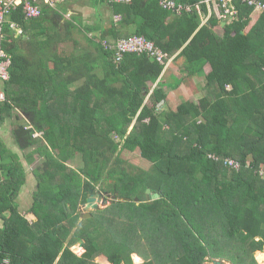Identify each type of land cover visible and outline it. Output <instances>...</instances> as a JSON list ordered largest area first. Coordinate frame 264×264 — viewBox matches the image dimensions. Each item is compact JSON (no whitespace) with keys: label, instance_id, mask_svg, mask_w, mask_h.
I'll return each instance as SVG.
<instances>
[{"label":"trees","instance_id":"obj_1","mask_svg":"<svg viewBox=\"0 0 264 264\" xmlns=\"http://www.w3.org/2000/svg\"><path fill=\"white\" fill-rule=\"evenodd\" d=\"M97 1L108 4L106 23L76 24V18L66 23L68 29L85 26L86 40L102 58L99 65L87 51L67 57L72 73L67 83L78 84L74 89L67 85L70 99L58 96L57 81L43 78L42 65L37 63L36 72L38 66L4 42L12 54L4 104L20 108L31 125L18 126L14 137L22 150L34 147L33 155L42 160L33 169L36 220L31 222L16 201L26 182L24 164L11 151L6 159L0 155V264L5 259L9 264H132V253L144 258L142 264H209L218 257L258 264L257 250L264 262V176L255 172L264 165V16L236 1L239 19L220 26L213 16L200 27L198 13L177 16L158 0ZM54 10L42 8L40 17L28 20L20 7L9 20L24 28L35 23L40 31L34 36L46 34L50 44L61 24L58 11L50 14ZM133 35L145 36L169 57L177 54L175 61L188 75H204L202 64L209 63L208 94L198 102H182L175 111L158 110L167 94L161 87L150 94L148 81L158 80L165 63L145 53H127L117 64L113 51L102 44ZM44 54L55 62L51 78L57 76L60 57L56 51ZM11 85L24 94L11 96ZM36 132L41 137H34ZM119 149H139L151 167L127 166ZM77 153L85 161L80 168L68 164ZM227 157L240 161L241 168L220 162ZM97 186L117 200L83 219L76 209ZM148 187L160 197L137 204ZM105 211L107 216H99ZM73 226V244L85 240L82 255L68 242ZM103 254L104 263L97 261Z\"/></svg>","mask_w":264,"mask_h":264},{"label":"crops","instance_id":"obj_2","mask_svg":"<svg viewBox=\"0 0 264 264\" xmlns=\"http://www.w3.org/2000/svg\"><path fill=\"white\" fill-rule=\"evenodd\" d=\"M68 0H61L56 7H51L54 11L50 12V14H54L55 11H58L61 16V22L63 23L66 21V17H70L72 13L71 9L65 6ZM72 0H70V3ZM96 5L93 8H88L87 6L83 5H74L73 7L75 11L83 12L84 14H88L92 11L98 13L99 19L104 20L107 22V16L104 17L106 14L103 12L102 7L105 6V3H99L95 0ZM50 7L47 4L43 3L42 8ZM110 15V14H109ZM110 17V16H109ZM73 18L82 19V15L73 16ZM29 20V19H28ZM109 20V19H108ZM51 22V18H48V21H45V25H49ZM67 23V22H66ZM8 24V23H6ZM20 25V24H19ZM7 26V25H6ZM220 26H224L223 22ZM20 27L23 28L24 32L22 34H18L16 31L9 29L8 26L5 27V31L7 34V43L13 44V50L17 51V53L22 54L29 58L33 62V67L37 68L38 64L41 66V72L43 73L45 79H51L53 81L58 82L59 90L58 96H66L65 89L67 85V78L72 75L71 71L67 69V62L68 59L66 56H59L58 59V75L53 76L49 74V70L52 69L55 65L54 60L50 59L49 57H45L44 51H57V49L61 48L62 41H65L63 38L61 41L58 38L55 42L48 43L47 35L42 34V39H35L33 40L35 34H37L40 29L39 27L35 26V23H28L27 28H24L22 25ZM215 30L220 33L221 28L215 27ZM5 42V41H4ZM4 45V43H3ZM64 45V44H63ZM7 50V49H6ZM8 51V50H7ZM9 52V51H8ZM10 53V52H9ZM11 54V53H10ZM12 56V54H11ZM177 54L170 57L168 63L165 65V68L158 78L156 82L148 81V84L151 86L150 94L156 87H161L165 90L167 97L164 99V108L163 111L172 110L175 111L177 107L184 101L194 100L199 101V99L208 93V89L205 88L206 78L205 74H208L211 70V66L209 63H203V71L204 75H198L199 72H196L194 75H188L187 72L184 70V65L182 62L177 63L175 61ZM42 58V60L40 59ZM41 60V61H40ZM92 60V57L91 59ZM38 63V64H37ZM199 63V62H197ZM197 64L192 65L193 70H196ZM201 67V68H202ZM39 71V66L36 72ZM100 71V70H99ZM198 71V70H196ZM200 71V70H199ZM99 76H102L100 74ZM83 79H76L73 81L81 82ZM78 85L77 83H71L69 85L70 89H74V87ZM3 86V87H2ZM6 86V85H5ZM4 85L0 84V88L2 87L5 89ZM9 94L11 96L23 95L24 92L22 89H19L17 85H11L9 87ZM150 94L147 95L145 98V103L149 102ZM61 99V98H60ZM64 99V98H63ZM62 99V101H63ZM6 101V100H5ZM5 101H0V155L4 154V159H6L7 151L16 153L22 163L24 164V168L26 171V182L22 186L19 195L16 199L18 208L22 212V214L31 222L36 220L35 215L31 212V207L34 201V192L37 189V178L33 173V169L35 166L41 162L42 157L40 154H34V147L27 148L25 151L22 150L19 145L16 143L14 137V129H16L20 125H24L25 127L29 128L31 125L29 123L28 118L23 114L20 108L14 106L12 104H4ZM64 101L61 103L59 101V106H63ZM39 133V132H38ZM41 133V132H40ZM41 137L37 136V138ZM25 154L29 155L33 161H27ZM36 179V180H34ZM5 214H8L5 212ZM4 220L2 215H0V228L3 226ZM3 264H9V260L5 259Z\"/></svg>","mask_w":264,"mask_h":264},{"label":"built area","instance_id":"obj_3","mask_svg":"<svg viewBox=\"0 0 264 264\" xmlns=\"http://www.w3.org/2000/svg\"><path fill=\"white\" fill-rule=\"evenodd\" d=\"M61 0H0V84L4 85L10 80L12 56L6 50L3 43L7 40V34L5 31L6 25L9 29L16 31L18 34L24 32L16 21L9 20V16L13 11L22 8L23 14L26 19L37 18L42 15L43 3L50 7H56ZM111 3H127L132 0H108ZM245 4L253 9L252 13H258L264 16V0H198L194 3L181 2L178 0H158L159 5L164 10L172 12L174 15L180 16L184 13H198L201 18L200 27L207 24L211 17L216 16L220 19L221 23H231L239 19L240 11L236 4ZM121 19L120 15L115 16V20ZM8 23V24H6ZM105 49L113 51V59L119 64L124 55L127 53L147 54L152 59H156L161 63H168L170 57L162 49L158 48L153 41L147 39L143 35H133L130 37H121L117 41L109 42L104 40L102 42ZM3 87V86H2ZM0 88V101H5L6 91ZM164 107V101H160L157 104V109L162 110ZM42 135V132H36L33 136L37 137ZM209 157L219 161V157L210 154ZM225 165L239 170L241 168L240 161L227 157L225 160H221ZM257 168L255 172L264 176V165Z\"/></svg>","mask_w":264,"mask_h":264},{"label":"rangeland","instance_id":"obj_4","mask_svg":"<svg viewBox=\"0 0 264 264\" xmlns=\"http://www.w3.org/2000/svg\"><path fill=\"white\" fill-rule=\"evenodd\" d=\"M106 5L105 6H103L102 7V10H103V12H105L106 14L104 15V17H108L107 18V21H108V19H110V10H109V8H108V4L107 3H105ZM76 5H83V6H87L88 8H93L95 5H96V3H95V0H72V2L70 3V0H68V2L67 3H65V6L66 7H68V9H71L72 10V12H76V14L75 13H72L71 15H70V17H66V21H64L63 23L61 22V24H60V27H59V30H58V35H57V37H56V40L59 38L60 40L59 41H61L63 38L65 39V41H62V45L60 46L61 48H59V49H57V51H56V53H57V55L58 56H70L71 54H74V53H83L84 51H87V52H90L91 54H92V56H95V59H98V62H97V64H99L100 62H102V58H101V56H100V54H99V52H98V50L92 45V44H90L87 40H86V36H85V31L83 30V28H85V26L82 28V27H73V28H70V29H68L67 28V25H66V22H67V20H71V19H73V16H76V15H82V19L80 20V21H84L85 23H86V25H90V24H95V22H96V20L97 19H99V17H97L99 14L98 13H95L94 11H92V12H90V13H88L87 15L86 14H84L83 12H78V11H75V9L73 8V7H75ZM79 19H77L76 21H75V23L77 24H79ZM91 33H93V32H91ZM90 33V34H91ZM43 35H38L37 37L36 36H34V37H32V39L33 40H35V39H42L43 37H42ZM64 44V45H63ZM155 44V43H154ZM159 48V47H158ZM99 55V56H98ZM100 65V64H99ZM68 89V88H67ZM67 92V91H66ZM208 94V93H207ZM72 96V92H68L67 93V98L68 99H70L71 98V96ZM60 101V100H59ZM63 102V101H62ZM61 102V103H62ZM106 107V106H105ZM104 107V108H105ZM108 110H111V109H108ZM106 112H107V110H105ZM100 126H102V129L104 130V131H107L106 129H105V126L106 125H103V124H100ZM132 127H133V125L132 126H130V128H129V130H131L132 129ZM181 133V132H180ZM113 135H114V133H112L111 134V137H113ZM101 138V137H100ZM115 138L116 139H118V137L117 136H115ZM180 145V148H181V151L183 150V145L182 144H179ZM125 160H127L126 162H125V164L127 165V166H131V165H134V166H136V167H138V168H140V169H149L150 167H151V162H149L147 159H145V158H143L142 156H141V154H140V150L139 149H136V150H134V151H129V150H127V149H119V152H118ZM69 165H71L72 167H74V168H80V167H83L84 165H85V161H84V157H83V155L81 154V153H77L74 157H73V159H71V160H69V163H68ZM261 167V166H260ZM133 171H135L134 169H133ZM133 171H131V172H133ZM139 170H137V171H135V172H138ZM134 173V172H133ZM34 180H36V179H34ZM149 188V187H148ZM96 189L98 190V191H100V189H99V186H97L96 187ZM155 192V191H154ZM158 193V192H157ZM160 194V193H159ZM113 196V194H110V197H112ZM117 199H116V196H115V198L114 199H110V202H111V204L110 205H112L115 201H116ZM244 203H247V200H245L244 201ZM109 205V206H110ZM99 209H102L103 211H104V209L105 208H99ZM76 211H78L80 214L84 211L83 210V206L81 205V206H79L78 207V209H76ZM95 211H98V210H95ZM92 212H94V211H91V213ZM99 216H107V212L105 211V212H102V213H100L99 214ZM81 217H82V215H81ZM92 217V216H91ZM89 218V217H88ZM83 219H86V218H83ZM94 226V224L93 225H91V228ZM97 226V225H96ZM95 227V226H94ZM75 228H76V226H73V227H71L70 229H71V232H69V234H68V238H70V239H68L69 241L68 242H70V244H72L71 245V247L72 248H74L75 246H74V244H73V241L75 240L73 237H72V232L75 230ZM102 237V236H101ZM100 237V238H101ZM258 239V238H257ZM258 251L259 250H257V251H255L254 252V257H255V259H256V261H257V263L258 264H264V262H260L259 260H260V257L261 256H259L258 255ZM264 251V249L261 251V252H263ZM85 252V250L83 249V248H78L76 251H75V253L77 254V255H82L83 253ZM98 258H97V261H100V262H103L104 263V261H105V258H106V255L105 254H103L102 256H97ZM105 257V258H104ZM137 257H139V259H137ZM218 259H224V260H226V264H232V260L230 259H227V258H223V257H218ZM207 262L209 263V264H213L211 261H208L207 260ZM142 263H144V258L141 256V255H139L138 253H132V264H142ZM124 264V263H123ZM155 264H158L157 263V261H155Z\"/></svg>","mask_w":264,"mask_h":264},{"label":"water","instance_id":"obj_5","mask_svg":"<svg viewBox=\"0 0 264 264\" xmlns=\"http://www.w3.org/2000/svg\"><path fill=\"white\" fill-rule=\"evenodd\" d=\"M223 24L225 25V22H223ZM159 197H160V194L157 192H154L152 188L149 187L146 189L141 200L136 198V202L137 204H140L141 202L153 201ZM114 198H115L114 195L110 197V194L108 193H105L103 191H98L97 189H94V188L90 189L87 200L82 203L83 210H84L81 213L82 218L91 217L92 215L91 211L98 210L99 208L108 207L111 204L110 199L112 200ZM84 244H85V240L81 238L77 242L74 243L75 247L72 248V250L74 252L78 248H83L84 250H86ZM212 263L213 264H226V260L215 258L212 260Z\"/></svg>","mask_w":264,"mask_h":264}]
</instances>
